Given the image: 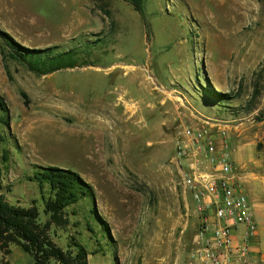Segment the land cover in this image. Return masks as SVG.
Segmentation results:
<instances>
[{
	"label": "rangeland",
	"instance_id": "rangeland-1",
	"mask_svg": "<svg viewBox=\"0 0 264 264\" xmlns=\"http://www.w3.org/2000/svg\"><path fill=\"white\" fill-rule=\"evenodd\" d=\"M0 8L2 32L23 49L1 43L4 198L42 212L33 174L71 171L87 192L67 209L66 227L49 228L56 245L76 238L88 264H196L199 220L175 141L185 123L218 120L240 181L248 161L258 167L249 173L264 166V0H144L141 13L125 0H0ZM10 51L69 58L39 75ZM9 251L0 264L17 263L21 249Z\"/></svg>",
	"mask_w": 264,
	"mask_h": 264
},
{
	"label": "built area",
	"instance_id": "built-area-1",
	"mask_svg": "<svg viewBox=\"0 0 264 264\" xmlns=\"http://www.w3.org/2000/svg\"><path fill=\"white\" fill-rule=\"evenodd\" d=\"M226 125L218 120L185 123L175 141L183 192L191 198L199 220L196 264H247L250 240L257 230L235 170ZM236 227L245 230L237 244L232 235Z\"/></svg>",
	"mask_w": 264,
	"mask_h": 264
},
{
	"label": "trees",
	"instance_id": "trees-1",
	"mask_svg": "<svg viewBox=\"0 0 264 264\" xmlns=\"http://www.w3.org/2000/svg\"><path fill=\"white\" fill-rule=\"evenodd\" d=\"M130 2L137 13H141L144 0H125ZM8 44L11 48L20 50L21 47L6 33L0 31V55L5 56V50L1 43ZM23 50V49H21ZM45 51H27L22 55L10 51L7 56L13 61L24 65L29 71L39 75H47L67 67L64 61L69 58V53L56 57H43ZM8 125L7 108L0 96V128ZM5 137L0 133V144ZM2 160H8V153L2 151ZM0 170V183L2 180ZM33 181L37 184L42 201V212L36 206L23 208L11 205L1 193L0 185V255L8 256L9 248L17 246L28 255L32 264H88L87 251L76 238L70 237L64 248L55 244L49 235V228L54 225L64 228L68 225L67 209L86 196L82 189V182L78 176L67 170L47 168L41 173H34ZM40 214L46 218L42 223ZM89 227V226H87ZM91 231V229H88Z\"/></svg>",
	"mask_w": 264,
	"mask_h": 264
},
{
	"label": "crops",
	"instance_id": "crops-1",
	"mask_svg": "<svg viewBox=\"0 0 264 264\" xmlns=\"http://www.w3.org/2000/svg\"><path fill=\"white\" fill-rule=\"evenodd\" d=\"M4 17L6 16H4L0 8V19ZM0 30L4 31V28L1 25ZM248 163L245 164V169L248 170V172L243 175V178H241V188L250 204V212L256 223L257 230L255 236L250 240L246 263L264 264V166H259L260 169L257 174L252 172L249 173L250 169L258 167H251L250 161H248ZM244 234L245 230L243 227H236L232 231L233 240L236 244L242 241ZM17 258L16 264H32L30 257L23 252ZM233 259L235 261L238 260L237 257H234ZM239 264L243 263L239 262Z\"/></svg>",
	"mask_w": 264,
	"mask_h": 264
},
{
	"label": "bare ground",
	"instance_id": "bare-ground-1",
	"mask_svg": "<svg viewBox=\"0 0 264 264\" xmlns=\"http://www.w3.org/2000/svg\"><path fill=\"white\" fill-rule=\"evenodd\" d=\"M121 69H123V71H127L129 68L127 67H121ZM118 102L120 103V105L124 108V111H125V115H133L134 114V107L131 103H127L125 101H123L122 99H119ZM75 131V130H74ZM78 132V131H77ZM76 132V133H77ZM71 133H73V130L71 131ZM70 133V134H71ZM75 134V133H74ZM72 135V134H71ZM80 146V145H79Z\"/></svg>",
	"mask_w": 264,
	"mask_h": 264
},
{
	"label": "water",
	"instance_id": "water-1",
	"mask_svg": "<svg viewBox=\"0 0 264 264\" xmlns=\"http://www.w3.org/2000/svg\"><path fill=\"white\" fill-rule=\"evenodd\" d=\"M196 124H201L202 123V120L201 119H194Z\"/></svg>",
	"mask_w": 264,
	"mask_h": 264
}]
</instances>
